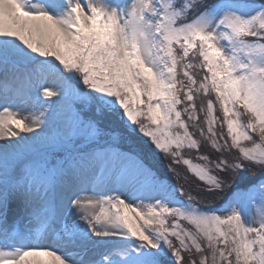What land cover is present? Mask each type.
I'll return each mask as SVG.
<instances>
[{
    "label": "snow or ice",
    "instance_id": "obj_1",
    "mask_svg": "<svg viewBox=\"0 0 264 264\" xmlns=\"http://www.w3.org/2000/svg\"><path fill=\"white\" fill-rule=\"evenodd\" d=\"M0 264H264V0H0Z\"/></svg>",
    "mask_w": 264,
    "mask_h": 264
},
{
    "label": "rangeland",
    "instance_id": "obj_2",
    "mask_svg": "<svg viewBox=\"0 0 264 264\" xmlns=\"http://www.w3.org/2000/svg\"><path fill=\"white\" fill-rule=\"evenodd\" d=\"M187 2V0H175V3L177 4V6H181L183 3ZM205 2L207 3H211L213 2V0H205ZM202 96V94H201ZM214 98V97H213ZM200 103V99L197 100V104ZM205 105H206V101H205ZM31 106V104H30ZM28 108V106H27ZM32 108V107H31ZM27 112V113H26ZM24 115H30L31 113V109L27 110ZM30 112V113H29ZM241 112L243 113V109H241ZM216 114L218 115L219 119L222 120L223 119V115L222 112L219 110V105L216 106ZM203 114H200V121H201V125L206 127V125H203ZM240 119L242 121H246L247 120V116L246 115H241ZM218 131L220 130V126L219 124L216 126ZM192 131H194L195 136L197 139H201V137L199 138V131L197 129H190ZM224 135L227 136V130H226V126L223 129ZM24 135H30V134H24ZM223 141H221L222 143ZM230 143V141H229ZM200 154H207L209 155L211 158L215 159V157L218 155L217 153H215L213 150L210 149L209 146L206 147V145L204 143H202V147H201V151ZM237 153L235 150H233L231 153H224V155L226 157H228V159H232L233 156H235ZM196 151L195 150H188L185 149L184 150V158L186 159H192L193 163H202V161L197 160L196 158ZM168 159H166L163 155H161L160 157V163L157 165V168L159 170L160 173L165 174L167 176L168 182L172 183L174 185H184V187L187 188H191L192 192L191 194L193 196L199 197V193L195 190V185L197 183V181L195 180V178L192 176V174L188 171L187 167L183 164L180 165H176V174H173L172 172L168 171ZM187 178V180L185 179ZM185 200L187 199L186 197L184 198ZM195 203H198L200 207H206L209 204L214 205L215 207L219 208L223 205V198H214V197H207L205 199H197L196 201H194ZM96 212H99L100 209L96 208L95 209ZM246 220L249 221H253L258 219V211L253 209L251 210L248 215H246L245 217ZM169 222H171V218H169ZM181 223L183 225H186L188 227H191L189 225H187V222L181 221ZM24 222L22 221L21 224L19 225V228L21 230H23L24 228ZM113 248H117L118 247V243L117 245L114 244L112 245ZM103 250V249H101ZM187 255V254H185Z\"/></svg>",
    "mask_w": 264,
    "mask_h": 264
},
{
    "label": "bare ground",
    "instance_id": "obj_3",
    "mask_svg": "<svg viewBox=\"0 0 264 264\" xmlns=\"http://www.w3.org/2000/svg\"><path fill=\"white\" fill-rule=\"evenodd\" d=\"M27 106H28V108H27ZM31 107H32V106H30V104L23 105V106H22V108H23V114H26V113H27V112H26L27 110L32 109ZM25 112H26V113H25ZM29 113H30V112H29ZM97 208H99V207H97ZM117 243H118V242H117ZM117 243H114V244L117 245ZM114 244H113V245H114ZM111 247H112V246H111ZM117 248H118V247H117Z\"/></svg>",
    "mask_w": 264,
    "mask_h": 264
},
{
    "label": "trees",
    "instance_id": "obj_4",
    "mask_svg": "<svg viewBox=\"0 0 264 264\" xmlns=\"http://www.w3.org/2000/svg\"><path fill=\"white\" fill-rule=\"evenodd\" d=\"M206 145V144H205ZM208 145H206V147H207Z\"/></svg>",
    "mask_w": 264,
    "mask_h": 264
}]
</instances>
